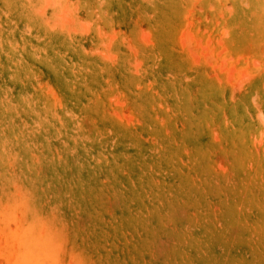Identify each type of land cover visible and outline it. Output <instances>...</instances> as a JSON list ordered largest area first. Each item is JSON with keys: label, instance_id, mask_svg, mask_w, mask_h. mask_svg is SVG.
I'll list each match as a JSON object with an SVG mask.
<instances>
[{"label": "rangeland", "instance_id": "1", "mask_svg": "<svg viewBox=\"0 0 264 264\" xmlns=\"http://www.w3.org/2000/svg\"><path fill=\"white\" fill-rule=\"evenodd\" d=\"M0 264H264V0H0Z\"/></svg>", "mask_w": 264, "mask_h": 264}]
</instances>
